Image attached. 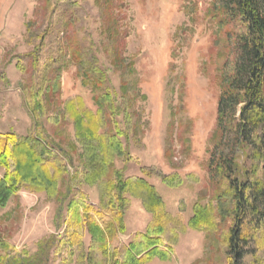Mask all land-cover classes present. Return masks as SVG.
Wrapping results in <instances>:
<instances>
[{"label":"rangeland","instance_id":"1","mask_svg":"<svg viewBox=\"0 0 264 264\" xmlns=\"http://www.w3.org/2000/svg\"><path fill=\"white\" fill-rule=\"evenodd\" d=\"M68 1L80 3L83 31H91L99 42L102 7L98 0ZM114 1L119 5L115 36L120 41H114L112 52L100 48L111 69L119 104L128 106L130 113L121 112L118 117L125 153L115 158L105 180L116 181V170L126 178L144 177L154 186L162 206L154 214L141 198L126 194L129 205L121 225L114 226L115 234L107 237V255L86 232L84 256L89 257L87 251L93 244L90 253L96 264H229L224 233L230 218L220 219L218 229L210 232L193 227L191 220L197 207L218 203L219 193L208 175L209 153L217 129L221 76L234 72L237 51L224 35V27L213 18V0ZM39 11V0H0V134L14 133L32 143L36 142L35 122L23 92L30 76L25 69L31 63L23 55L34 49L29 39L39 26ZM116 54L121 61L114 60ZM49 59L44 56L42 65ZM59 86L57 99L80 96L88 107L97 109L92 88L82 84L73 64L64 69ZM124 94L127 97L122 100ZM46 128L49 141L62 153V160L57 161L67 167L69 181L59 182L54 196L30 182L20 186L0 208V254L9 249L36 253L40 240L65 235L72 198H87L99 219L101 212L112 213L100 208L101 187L85 178L93 170L88 162L91 154L78 142L73 123L47 122ZM41 143L36 144L40 149ZM59 145L68 153L63 154ZM5 172L1 167L0 177ZM67 184L73 189L69 199ZM160 226L164 231L155 232ZM148 237L160 240L149 255L137 260L129 249L133 243L146 248ZM50 257L49 264H89L79 255L69 261L65 252L57 255L52 251Z\"/></svg>","mask_w":264,"mask_h":264},{"label":"trees","instance_id":"2","mask_svg":"<svg viewBox=\"0 0 264 264\" xmlns=\"http://www.w3.org/2000/svg\"><path fill=\"white\" fill-rule=\"evenodd\" d=\"M98 3L102 7V24L100 41L95 42L91 31H83L79 2L39 0V26L31 31L29 39L34 49L23 55L31 63L25 69L30 76L23 84V92L35 122L36 142L20 139L10 132L0 134V168L6 169L0 177V208L6 206L24 183L30 182L37 190H46L54 196L59 191V182L69 181L67 167L58 163L62 153L49 141L46 128L47 122L57 124L64 120L73 123L78 142L91 154L88 162L93 170L90 168L85 178L101 187L100 208L110 209L112 213L99 212V219L87 198L83 201L72 198L65 235L40 240L36 253L5 250L0 254V264H49L52 251L57 255L65 252L69 261L79 255L82 261L96 264L95 256L90 253L93 244L87 251L89 257L84 256L83 237L86 232L91 233L107 255V237L115 234L114 226L121 225L129 205L126 194L141 198L154 214L160 212L161 199L144 177L126 178L116 170V181L105 180L115 158L125 153L120 140L124 131L118 117L121 112H129V108L119 104L111 69L101 54V48L112 52L114 41H120L115 36L119 5L114 0H98ZM213 4V18L224 27V35L237 51L236 67L232 75L221 76L217 129L209 153L208 175L219 193L218 203L197 207L191 222L193 227L210 232L218 229L220 219L230 218L231 224L224 233L229 264H264V0H213ZM116 55L114 60L121 61L120 55ZM44 56L50 59L42 65ZM70 63L76 66L82 84L92 88L96 110L88 107L80 96H70L65 101L57 99L59 80ZM125 104L129 105L128 101ZM42 141L40 149L36 144ZM58 148L63 154L68 153L60 145ZM69 185L68 199L73 192ZM163 229L160 226L155 232L162 233ZM159 240L160 237H148L146 248L139 249L133 243L129 251H134L138 260L143 254L149 255Z\"/></svg>","mask_w":264,"mask_h":264}]
</instances>
